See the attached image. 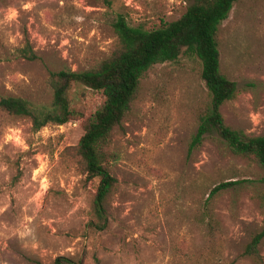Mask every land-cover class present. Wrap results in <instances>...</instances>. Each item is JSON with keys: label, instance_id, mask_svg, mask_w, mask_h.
I'll return each mask as SVG.
<instances>
[{"label": "rangeland", "instance_id": "374dc122", "mask_svg": "<svg viewBox=\"0 0 264 264\" xmlns=\"http://www.w3.org/2000/svg\"><path fill=\"white\" fill-rule=\"evenodd\" d=\"M182 0H0V95L49 107L51 72L96 67L116 46L112 22L154 28L185 11ZM26 40L37 59L20 56ZM222 72L237 95L224 123L264 137V0H240L219 33ZM72 105L89 114L98 95L74 85ZM209 100L198 61L184 51L146 71L109 147L117 184L98 231L87 181L72 149L81 121L35 131L28 118L0 113V264H264L245 254L264 227L262 171L208 136L190 155ZM249 180L209 198L216 185ZM211 225L214 226L211 229Z\"/></svg>", "mask_w": 264, "mask_h": 264}, {"label": "trees", "instance_id": "16d2710c", "mask_svg": "<svg viewBox=\"0 0 264 264\" xmlns=\"http://www.w3.org/2000/svg\"><path fill=\"white\" fill-rule=\"evenodd\" d=\"M182 1L186 7L179 18L172 21L160 19L159 24L151 29L140 24L131 25L118 15L112 22L116 46L109 57L88 70L50 73L48 82L52 102L49 107L36 109L25 99L0 95V113L28 118L35 131L48 125L62 126L81 121L83 134L72 149L86 180L98 181L92 199L91 226L95 230L103 231L108 225L105 204L117 184L108 168L113 160L109 147L131 110L141 79L151 67L176 61L183 51L198 61L200 77L209 97L199 112L197 130L188 147L189 155L206 137L216 136L233 155L252 160L263 173L259 183L263 185L261 205L264 211V137L248 136L228 127L220 112L225 103L236 97L237 87L221 70L218 33L233 5L240 0ZM19 54L29 61L37 59L28 40ZM74 85L98 95V104L89 114L72 105L69 92ZM246 183L252 182L220 183L212 188L209 198ZM263 239L264 227L252 237L245 254L261 260L259 246ZM54 264L75 263L59 257Z\"/></svg>", "mask_w": 264, "mask_h": 264}]
</instances>
